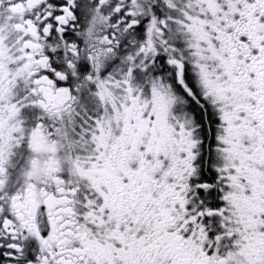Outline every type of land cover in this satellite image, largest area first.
<instances>
[{
	"label": "snow or ice",
	"instance_id": "1",
	"mask_svg": "<svg viewBox=\"0 0 264 264\" xmlns=\"http://www.w3.org/2000/svg\"><path fill=\"white\" fill-rule=\"evenodd\" d=\"M0 264H264V0H0Z\"/></svg>",
	"mask_w": 264,
	"mask_h": 264
}]
</instances>
